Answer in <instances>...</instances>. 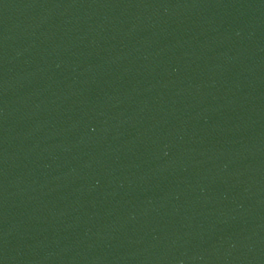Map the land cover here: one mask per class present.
Here are the masks:
<instances>
[{
    "label": "water",
    "instance_id": "95a60500",
    "mask_svg": "<svg viewBox=\"0 0 264 264\" xmlns=\"http://www.w3.org/2000/svg\"><path fill=\"white\" fill-rule=\"evenodd\" d=\"M0 264H264V0H0Z\"/></svg>",
    "mask_w": 264,
    "mask_h": 264
}]
</instances>
